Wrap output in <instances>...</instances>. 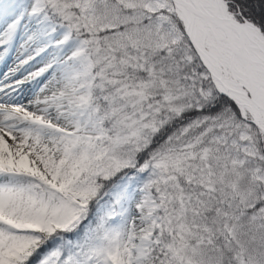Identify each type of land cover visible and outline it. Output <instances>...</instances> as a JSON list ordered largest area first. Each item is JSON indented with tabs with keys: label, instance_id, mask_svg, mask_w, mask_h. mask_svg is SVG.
<instances>
[{
	"label": "snow or ice",
	"instance_id": "snow-or-ice-1",
	"mask_svg": "<svg viewBox=\"0 0 264 264\" xmlns=\"http://www.w3.org/2000/svg\"><path fill=\"white\" fill-rule=\"evenodd\" d=\"M0 264H264V0H0Z\"/></svg>",
	"mask_w": 264,
	"mask_h": 264
}]
</instances>
